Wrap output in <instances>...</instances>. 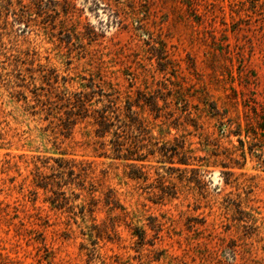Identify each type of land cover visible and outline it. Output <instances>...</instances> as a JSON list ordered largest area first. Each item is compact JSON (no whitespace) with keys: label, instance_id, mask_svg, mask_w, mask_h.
<instances>
[{"label":"rangeland","instance_id":"374dc122","mask_svg":"<svg viewBox=\"0 0 264 264\" xmlns=\"http://www.w3.org/2000/svg\"><path fill=\"white\" fill-rule=\"evenodd\" d=\"M81 91L135 103L142 151L191 164L156 150L142 175L91 118L64 128ZM38 155L87 175L93 214L85 189L33 185ZM0 159L17 163L0 169V264H264V0H0Z\"/></svg>","mask_w":264,"mask_h":264},{"label":"trees","instance_id":"16d2710c","mask_svg":"<svg viewBox=\"0 0 264 264\" xmlns=\"http://www.w3.org/2000/svg\"><path fill=\"white\" fill-rule=\"evenodd\" d=\"M76 97V102L72 103L69 101L71 108L67 111L68 116L63 121L64 128L71 130L73 125L76 124L79 118H91V124L94 126L95 135L102 139L101 144L106 145L104 138L111 134L109 143L114 151V158L123 159L130 161V166L138 171L139 174H144L142 162L147 160L149 155H154L156 150L160 152L163 157H167L169 160H173L174 156H180L178 161L185 165H189L191 156L185 151L178 150V147L169 149L163 145L161 147L148 148L146 152L142 151L147 148L143 143L145 137L152 138L151 128L148 122L143 119L138 111L134 109L135 103L128 102V104L122 106V100L120 96L109 97L108 102L104 103L103 106L92 108L91 95L84 92L74 93ZM70 100V98H68ZM137 104V103H136ZM146 104L151 110L156 111L159 116L162 108L160 107L156 97H151L150 100L146 101ZM138 105V104H137ZM155 144V143H154ZM184 149L185 142L182 145H178ZM23 158V156H21ZM54 161V163L51 162ZM29 164H33L31 171L32 183L37 188H42L44 190H49L53 192L55 188L59 189L62 185L74 184L81 190H87L90 197V214L95 212V206L97 204V198L95 197V192L97 187L93 182L86 184V176L81 173H76L74 167L68 165L67 160L59 157H43L34 156L31 160H24ZM173 162V161H171ZM17 163L11 161L10 159L1 160L0 159V169L2 171L9 170L16 167ZM42 167L50 169V172H45ZM83 170H86L82 168ZM136 175V176H142ZM106 203L108 204V209L110 213L119 209L123 213H116L114 215H127L124 213V207L121 205L119 200L116 198L114 191L108 189L106 193Z\"/></svg>","mask_w":264,"mask_h":264}]
</instances>
